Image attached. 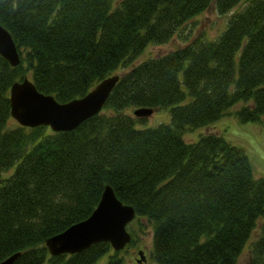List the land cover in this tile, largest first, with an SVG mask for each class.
I'll return each mask as SVG.
<instances>
[{"label": "trees", "instance_id": "16d2710c", "mask_svg": "<svg viewBox=\"0 0 264 264\" xmlns=\"http://www.w3.org/2000/svg\"><path fill=\"white\" fill-rule=\"evenodd\" d=\"M210 4L220 14L237 5L214 37L189 35L185 23ZM0 23L20 55L17 65L0 55V260L124 264L105 239L56 255L45 245L107 184L146 217L153 262L236 264L248 243L244 264H264V175L222 133L182 134L230 113L264 127V0H0ZM175 34L182 43L134 63ZM116 72L102 109L71 130L11 117L14 80L29 75L67 101ZM138 106L171 116L146 124Z\"/></svg>", "mask_w": 264, "mask_h": 264}, {"label": "water", "instance_id": "95a60500", "mask_svg": "<svg viewBox=\"0 0 264 264\" xmlns=\"http://www.w3.org/2000/svg\"><path fill=\"white\" fill-rule=\"evenodd\" d=\"M0 55L11 65L20 62L17 46L9 30L0 23ZM119 73L109 74L97 80L90 89L80 96L67 101H59L52 94L37 89L33 81L26 75L14 80L9 88L10 113L21 125H48L55 131L71 130L82 120L87 119L102 109L107 94L114 87ZM151 106H138L132 110L134 115L149 116ZM114 189L105 184L99 200L86 217L70 224L62 231L45 239V245L51 255L74 253L87 247L94 241L105 239L112 249H120L130 241L126 224L133 219V206L124 203L114 194ZM142 250L137 251L141 259H145ZM19 252H14L0 264H11Z\"/></svg>", "mask_w": 264, "mask_h": 264}, {"label": "rangeland", "instance_id": "374dc122", "mask_svg": "<svg viewBox=\"0 0 264 264\" xmlns=\"http://www.w3.org/2000/svg\"><path fill=\"white\" fill-rule=\"evenodd\" d=\"M237 5V4H236ZM236 5L232 7L230 11L226 13H218L216 9L213 8L212 4L208 7L206 6L205 10L196 13L195 16L190 18V21L186 22L184 25L185 31L188 34H202L208 37H214L217 32H220L226 22L227 15L235 9ZM180 41V42H179ZM182 43L178 36L175 34L168 41L164 43H155L147 44L145 48L141 51L140 56L135 58L134 63L138 60L145 58L146 56L156 55V53H164L166 50H170L173 46ZM145 118L146 124H156L159 121L168 122L170 118L169 108L158 107L155 108L151 114H148ZM13 120L17 122L14 118ZM220 132L224 138L228 141H233L236 145L243 146L246 151L249 152V157L252 164V170L255 172L256 176L264 175V127L258 122H239L235 119L234 114H225L221 115L214 122H210L209 125L196 128H190L183 130V138L185 140L195 139L198 136L199 132L211 131ZM129 232H132L131 241L124 245L121 248L124 264H157L153 262V259L149 256L151 238V228L146 222V217H140V220L136 219L133 216V219L129 224ZM257 227L253 229L252 235L249 237L247 242H249L253 236L256 235L255 232ZM247 246L242 248L236 264H244L245 257H247ZM141 249L142 255L145 259H141L137 251ZM106 256H100L97 261L100 263Z\"/></svg>", "mask_w": 264, "mask_h": 264}]
</instances>
